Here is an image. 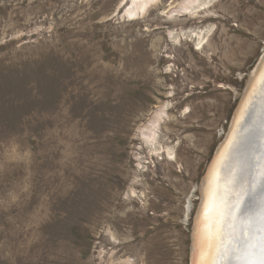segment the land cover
<instances>
[{
  "label": "rangeland",
  "instance_id": "1",
  "mask_svg": "<svg viewBox=\"0 0 264 264\" xmlns=\"http://www.w3.org/2000/svg\"><path fill=\"white\" fill-rule=\"evenodd\" d=\"M131 1L0 0V264H190L199 185L264 54V0L193 17L161 0L128 20ZM166 103L177 163L138 140Z\"/></svg>",
  "mask_w": 264,
  "mask_h": 264
},
{
  "label": "bare ground",
  "instance_id": "2",
  "mask_svg": "<svg viewBox=\"0 0 264 264\" xmlns=\"http://www.w3.org/2000/svg\"><path fill=\"white\" fill-rule=\"evenodd\" d=\"M160 1L161 0H132L125 7L124 15L128 20H137L144 16L148 9L155 6ZM215 1L216 0H183L182 4H180L181 7L179 6L180 8L177 9L172 7L170 10L176 15L177 13H183L185 16L190 15L193 17L197 15V13L210 10ZM200 35L201 33L196 34L198 38L196 50L204 48L206 43L205 37H201ZM108 100L111 101L110 99ZM174 108L175 107L170 106L169 103L154 105L152 109H155V112L152 113L149 120L147 119L146 125H142V128L140 127L138 131V140L140 143L145 144L150 155L153 156V154L160 155V153H166V161L169 162L170 160V162L177 163L178 161L173 148L164 146L162 143L163 140H161L160 137L161 125H165L166 122H175L173 116L171 117L169 114ZM187 111L188 109L186 108L184 111L185 116ZM181 115H183V113ZM57 126H59V124ZM100 130L101 128L97 127L94 129V132L89 134V138L92 141L90 143L95 148L99 146L102 140L98 139ZM227 130L223 138V143L218 147L199 185V206L195 212L191 233L190 264H198L202 259V254L206 252L210 253L207 258L210 260L214 259L217 264H241V262L236 259L239 253L234 250V245L245 239V230H248L249 234L252 235L254 239L259 238V233L255 232L254 229H248L244 216L251 215L254 217L261 211L262 207H264V203H262V200H264V175H262V172H264V54L253 69L251 79L248 81L246 90L241 97ZM91 149L93 150V148ZM101 150H103V148ZM104 150L106 151V149ZM97 152H95V154ZM48 157H45V159H48ZM167 158L169 160H167ZM53 164L56 165V163ZM56 175L57 174L54 176L57 178ZM136 182L138 183V181ZM50 184L53 185V183ZM58 185L60 184L58 183ZM241 188L248 192L244 200L246 213L240 214V218L236 221L221 220L219 209L225 204L234 202L235 193ZM139 194L140 196L138 197L137 192L133 187H130V198L146 199L144 192ZM233 224L235 225V231L233 230ZM217 230L222 232V235L218 239L215 237ZM217 248L219 252H217ZM225 249L228 250L227 259H225L223 255ZM117 264H130V261L126 260Z\"/></svg>",
  "mask_w": 264,
  "mask_h": 264
},
{
  "label": "snow or ice",
  "instance_id": "3",
  "mask_svg": "<svg viewBox=\"0 0 264 264\" xmlns=\"http://www.w3.org/2000/svg\"><path fill=\"white\" fill-rule=\"evenodd\" d=\"M264 175V172H262ZM248 195L247 190L241 188L235 193V200L232 203L225 204L219 209V216L224 221H236L240 218V214L246 213L244 207L245 197ZM264 203V200H262ZM245 221L247 222L248 229H254L255 232L259 233V238L254 239L249 234L248 230H245V239L240 243L234 245V250L239 254L238 259L241 264H264V207L256 216L245 215ZM233 230L235 231V225L233 224ZM222 235V232L217 230L215 237L218 239ZM219 252V249H216ZM227 249H225L224 257L227 259ZM210 253H203L202 259L198 264H217L214 259H208Z\"/></svg>",
  "mask_w": 264,
  "mask_h": 264
},
{
  "label": "water",
  "instance_id": "4",
  "mask_svg": "<svg viewBox=\"0 0 264 264\" xmlns=\"http://www.w3.org/2000/svg\"><path fill=\"white\" fill-rule=\"evenodd\" d=\"M262 57H263V55L261 56V58H262ZM261 58H260V59H261ZM260 59H259V60H260ZM258 62H259V61H258ZM258 62H257V63H258ZM256 65H257V64H256ZM252 72H253V71H252ZM252 72H251V74H250V76H249V80L251 79ZM249 80H248V81H249ZM247 84H248V83H247ZM246 87H247V85H246ZM245 90H246V88H245ZM245 90H244V91H245ZM243 93H244V92H243ZM235 110H236V109H235ZM234 112H235V111H234ZM233 116H234V114H233ZM233 116H232V118H233ZM232 118H231V119H232ZM227 131H228V130H227ZM223 140H224V139H223ZM222 143H223V141L217 146V149H218V147H219ZM217 149L215 150V153H216ZM215 153H214V155H215ZM213 157H214V156H213ZM190 251H191V250H190ZM190 253H191V252H190Z\"/></svg>",
  "mask_w": 264,
  "mask_h": 264
}]
</instances>
